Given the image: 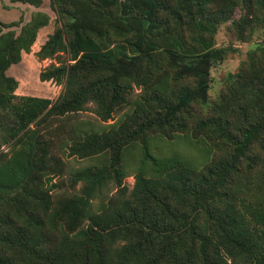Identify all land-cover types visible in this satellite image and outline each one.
Masks as SVG:
<instances>
[{
	"label": "trees",
	"instance_id": "1",
	"mask_svg": "<svg viewBox=\"0 0 264 264\" xmlns=\"http://www.w3.org/2000/svg\"><path fill=\"white\" fill-rule=\"evenodd\" d=\"M173 1L175 7L123 0L128 16L110 17L104 10H120V0H50L61 27L35 56H66L39 74L62 85L55 101L16 95L18 82L5 73L30 53L48 16L33 14L18 35L2 31L17 24L0 22V264H264V68L236 74L190 132L183 115L195 105L208 107L211 68L228 52L216 46L219 25L236 9L245 18L234 21L237 28L250 25L264 0ZM110 31L127 36L128 50L108 44ZM153 81L104 132L51 129L91 103L90 112L107 122L127 103L132 84ZM57 128L68 157L94 162L68 174L72 187L85 184L80 194L55 204L58 185L46 159L53 148L48 134ZM178 133L208 138L212 153L226 155L199 167L174 152L153 154L152 141ZM136 148L141 155L128 191L123 154ZM107 181L115 192L93 211L91 200Z\"/></svg>",
	"mask_w": 264,
	"mask_h": 264
},
{
	"label": "rangeland",
	"instance_id": "2",
	"mask_svg": "<svg viewBox=\"0 0 264 264\" xmlns=\"http://www.w3.org/2000/svg\"><path fill=\"white\" fill-rule=\"evenodd\" d=\"M9 0H0V7L3 6V11L0 8V22L3 25L15 23L17 26L11 28H4L3 32L15 31L16 35L19 34L20 28L31 20V17L35 13H43L48 16V24L46 27L40 29L38 33L39 37L35 40L31 47V51L28 54H22L21 61L17 64L11 65L6 70V75L13 77L18 82V87L15 91L16 95L32 96L39 98L50 99L55 101L59 96L62 85L56 84L54 81H41L39 79L40 72L50 65H57L66 59L65 55H60L57 58L46 59L39 61L35 53L39 51L42 43L53 33L54 29L61 27V21L55 11L52 9L50 0H41L42 4L39 7L29 6L27 4H18V6H8L5 4ZM169 2L171 7H175L173 0H165ZM10 2V1H9ZM120 10L116 8L105 9L107 15L114 17L119 14L121 17V4L123 0H120ZM211 8V5H208ZM164 18H170L169 14L160 15ZM234 21H244V13L239 9H236L232 16L222 22L219 25L217 34L215 35L216 46L220 48H227L228 52L225 59L222 62H218L213 65L210 71L211 83L208 91L209 104L208 107H200L195 105L191 108L190 113H183L184 117L189 118V132L192 131V125H195L200 117H207L211 113L210 106L219 99L220 95L225 94L227 87L230 85L235 75L240 71L248 73L251 70V66H257L258 69L264 68V12L258 13L253 19L250 25H243L242 29L239 30ZM171 24L172 21H170ZM125 35H119L110 31L107 35V42L111 45L122 44L125 50H128V45L123 42ZM184 41L187 38L184 37ZM152 83L147 84L145 87L137 86L132 84L130 89L131 92L127 96V103L116 109L112 115L111 120L107 122H101L93 113L94 104H89V111L80 112L73 115H68L62 118H58L57 122L52 123V128L61 126L64 129L61 130H72V129H91L95 132H104L109 125L113 126V123H118L122 118L129 114L133 109V104L140 100L145 93L153 89ZM155 86V85H154ZM19 89V90H18ZM190 135V133H188ZM173 135L171 138L155 139L152 141L151 148H154L153 154L167 155L170 153H177V155L184 156L189 160L195 162L199 167L205 165L206 162L215 158H224L226 152H220L216 149L213 153L208 143L210 140L207 138L205 142L200 140L184 139L183 136ZM48 136L53 137V148L49 152L50 160L46 159V166L50 170V176H53V183L58 185V188L52 192V200L56 204L59 200H65L72 197V195L80 194L79 192L85 187L84 183H78L74 187L70 185V172H74L92 164L94 159H77L74 157H68L66 151L63 150V146L66 138L62 136L60 130L51 132ZM202 139V138H199ZM137 148H140V144L137 143ZM136 148L134 154L129 151L123 154L124 169L127 172L128 177L122 180L123 186L127 187L128 191L131 190L134 183V174L137 172L135 163L140 158V151ZM4 153H8L7 147H2ZM209 149L210 153L206 152ZM63 150V151H62ZM108 157V156H106ZM48 158V159H49ZM55 158V159H54ZM106 186L103 187L102 194L99 195L96 192V198L91 200L92 210L98 211L101 207L102 202L106 203L110 196L115 192L114 184L111 181L105 182ZM87 222H84L81 226L85 227ZM72 235V234H71Z\"/></svg>",
	"mask_w": 264,
	"mask_h": 264
},
{
	"label": "crops",
	"instance_id": "3",
	"mask_svg": "<svg viewBox=\"0 0 264 264\" xmlns=\"http://www.w3.org/2000/svg\"><path fill=\"white\" fill-rule=\"evenodd\" d=\"M5 4H8V6H10V5H11V6H18V4H21V3H19V2L11 3V2H9V1H7V2H5ZM3 6H4V5H3ZM3 6L1 5L0 8H2ZM1 10L3 11V8H2ZM40 31H41V30H39L38 33H39ZM38 33H37L36 39H38L37 37H39V36H38V35H39ZM44 43H45V42H43L42 45H43ZM23 53H24V52H23ZM23 53H22V54H23ZM22 54H21V56H22ZM24 54H25V53H24ZM18 90H19V89H18Z\"/></svg>",
	"mask_w": 264,
	"mask_h": 264
},
{
	"label": "water",
	"instance_id": "4",
	"mask_svg": "<svg viewBox=\"0 0 264 264\" xmlns=\"http://www.w3.org/2000/svg\"><path fill=\"white\" fill-rule=\"evenodd\" d=\"M121 15L122 16H126L127 15V10H126L124 4H121Z\"/></svg>",
	"mask_w": 264,
	"mask_h": 264
}]
</instances>
